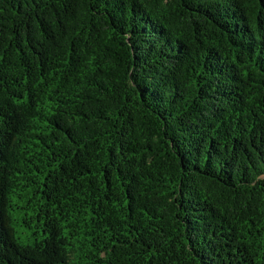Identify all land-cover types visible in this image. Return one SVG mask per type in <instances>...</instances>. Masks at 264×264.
I'll use <instances>...</instances> for the list:
<instances>
[{
    "label": "trees",
    "instance_id": "16d2710c",
    "mask_svg": "<svg viewBox=\"0 0 264 264\" xmlns=\"http://www.w3.org/2000/svg\"><path fill=\"white\" fill-rule=\"evenodd\" d=\"M0 264H264V0H0Z\"/></svg>",
    "mask_w": 264,
    "mask_h": 264
}]
</instances>
